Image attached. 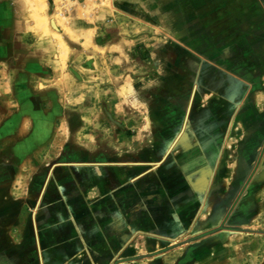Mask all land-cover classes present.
Instances as JSON below:
<instances>
[{
  "label": "rangeland",
  "instance_id": "374dc122",
  "mask_svg": "<svg viewBox=\"0 0 264 264\" xmlns=\"http://www.w3.org/2000/svg\"><path fill=\"white\" fill-rule=\"evenodd\" d=\"M40 1L0 0V264H264V0Z\"/></svg>",
  "mask_w": 264,
  "mask_h": 264
},
{
  "label": "crops",
  "instance_id": "0c3cea01",
  "mask_svg": "<svg viewBox=\"0 0 264 264\" xmlns=\"http://www.w3.org/2000/svg\"><path fill=\"white\" fill-rule=\"evenodd\" d=\"M260 33H261V35L264 33V28L261 29ZM261 54L263 55L264 52L261 53ZM260 59H262V64H264V56H262ZM26 124H27V122L25 121V125ZM24 143H26V141ZM25 151L28 153L27 155H29L31 157H35V158H38L41 155V153L44 154L46 157L49 154L50 158H52V155H53V151L52 150L47 149L44 152H41L36 146L34 148H31V150L30 149L29 150L26 149ZM29 156L25 155V157H29ZM54 157H56V156L54 155ZM50 170H51V168H50Z\"/></svg>",
  "mask_w": 264,
  "mask_h": 264
},
{
  "label": "bare ground",
  "instance_id": "6f19581e",
  "mask_svg": "<svg viewBox=\"0 0 264 264\" xmlns=\"http://www.w3.org/2000/svg\"><path fill=\"white\" fill-rule=\"evenodd\" d=\"M42 1H43V0H42ZM42 1H40L39 4L42 3ZM44 3H46V2H44ZM42 6H43V5H42ZM39 16H40V15H39ZM41 17H42V16H41ZM44 19H46V18L44 17ZM44 19H43V17H42V20H43V21H44ZM35 21H36V20H35ZM45 21H47V19H46ZM45 25H47V23H46ZM49 26H50V25H49ZM49 26H48V27H49ZM40 29H41V27H40ZM53 30H54V29H53ZM45 31H46V30H45ZM45 37H46V36H45ZM21 38H22V37H21ZM21 38H20V39H21ZM28 38H30V37H28ZM40 38H41V37H40ZM25 39H26V38H25ZM22 40H23V38H22ZM18 41H19V39H18ZM44 41H45V39H44ZM44 41H43V42H44ZM45 47H46V46H45Z\"/></svg>",
  "mask_w": 264,
  "mask_h": 264
},
{
  "label": "water",
  "instance_id": "95a60500",
  "mask_svg": "<svg viewBox=\"0 0 264 264\" xmlns=\"http://www.w3.org/2000/svg\"><path fill=\"white\" fill-rule=\"evenodd\" d=\"M38 244H39V242H38ZM39 253H40V256H41V248H40V246H39ZM41 259H42V256H41Z\"/></svg>",
  "mask_w": 264,
  "mask_h": 264
}]
</instances>
